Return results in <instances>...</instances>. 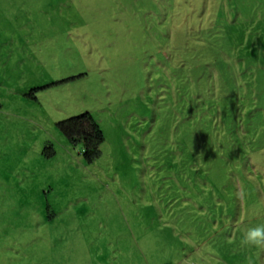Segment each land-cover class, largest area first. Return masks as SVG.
Returning <instances> with one entry per match:
<instances>
[{"label":"rangeland","instance_id":"374dc122","mask_svg":"<svg viewBox=\"0 0 264 264\" xmlns=\"http://www.w3.org/2000/svg\"><path fill=\"white\" fill-rule=\"evenodd\" d=\"M256 225L264 0H0V264H264Z\"/></svg>","mask_w":264,"mask_h":264},{"label":"trees","instance_id":"16d2710c","mask_svg":"<svg viewBox=\"0 0 264 264\" xmlns=\"http://www.w3.org/2000/svg\"><path fill=\"white\" fill-rule=\"evenodd\" d=\"M60 133L67 141L82 146L85 162L92 163L99 156V146L104 141L103 133L98 124L88 113L69 118L57 124Z\"/></svg>","mask_w":264,"mask_h":264},{"label":"clouds","instance_id":"9594fccd","mask_svg":"<svg viewBox=\"0 0 264 264\" xmlns=\"http://www.w3.org/2000/svg\"><path fill=\"white\" fill-rule=\"evenodd\" d=\"M241 245L264 248V225L248 228L241 238Z\"/></svg>","mask_w":264,"mask_h":264}]
</instances>
